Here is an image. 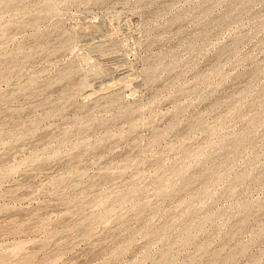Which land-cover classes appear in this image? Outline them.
<instances>
[{
    "label": "rangeland",
    "instance_id": "rangeland-1",
    "mask_svg": "<svg viewBox=\"0 0 264 264\" xmlns=\"http://www.w3.org/2000/svg\"><path fill=\"white\" fill-rule=\"evenodd\" d=\"M0 72V264H264V0H0Z\"/></svg>",
    "mask_w": 264,
    "mask_h": 264
},
{
    "label": "bare ground",
    "instance_id": "bare-ground-1",
    "mask_svg": "<svg viewBox=\"0 0 264 264\" xmlns=\"http://www.w3.org/2000/svg\"><path fill=\"white\" fill-rule=\"evenodd\" d=\"M11 1H12V0H11ZM149 2H150V1H149ZM12 3H13V2H12ZM14 3H15V2H14ZM44 5H45V4H44ZM226 16H227V15H226ZM223 17H224V16H223ZM227 17H228V16H227ZM225 18H226V17H225ZM225 18H224V19H225ZM226 19H227V18H226ZM226 19H225V20H226ZM173 64H174V63H173ZM157 65H158V64H157ZM172 66H173V65H172ZM153 68H154V66H153ZM153 68H151V69H152V70L157 69V68H154V69H153ZM151 69H150V70H151ZM152 70H151V71H152ZM152 72H153V71H152ZM0 73H1V72H0ZM65 73H66V72H65ZM70 73H71V71H70ZM70 73H69V74H70ZM147 73H148L147 76L149 75V73H150V76H151V74H152L150 71L147 72ZM154 73H155V71H154ZM1 74H2L3 77L5 76V74H3V73H1ZM1 74H0V75H1ZM63 75H65V74H63ZM66 76H67V75H65V77H66ZM63 77H64V76H63ZM1 78H2V77H1ZM81 79H82V77H81ZM86 82H89V81H86V76H85V77L83 78V80H80L79 85H80V86H85V85H87ZM76 83H78V82H76ZM89 84H90V83H89ZM77 85H78V84H77ZM77 88H79V87L77 86ZM77 88H76V89H77ZM83 89H85V88L83 87ZM70 90H71V89H70ZM77 90H78V89H77ZM77 90H76V91H77ZM81 90H82V89H81ZM76 91H75V92H76ZM78 91H79V90H78ZM72 92H73V91H72ZM253 102H254V101H253ZM255 102H256V101H255ZM251 103H252V102H251ZM251 103H250V105H251ZM250 105H248V106H250ZM253 105H254V104H253ZM253 105H252V106H253ZM257 105H258V104H257ZM253 107H254V106H253ZM179 111H180V110H179ZM179 111H177V112H179ZM180 112H181V111H180ZM177 114H178V113H177ZM178 116H179V115H178ZM220 119H221V118H220ZM125 120H126V119H125ZM128 120H129V119H128ZM198 121H199V120H198ZM201 121H202V119H201ZM221 121H222V120H221ZM221 121H220V122H221ZM220 122H218V123H220ZM256 122H257V121H256ZM200 123H201V122H200ZM200 123H199V128L201 127ZM204 123H205V122H204ZM204 123H203V121H202V125H203ZM218 123H216V124H217V125H220V124H218ZM209 124H210V122H209ZM255 124H256V123H255ZM195 125H196V124H195ZM195 125H194V127H193L192 129L195 128ZM197 125H198V122H197ZM204 125H206V124H204ZM211 125H212V124H211ZM211 125H210V126H211ZM217 125H216V126H217ZM206 126H207V125H206ZM206 126H205V127H206ZM210 126H209V128H210ZM189 127H190V126H189ZM196 127H197V126H196ZM190 128H191V127H190ZM209 128L207 127V130H208ZM211 128L213 129L212 126H211ZM211 128H210V129H211ZM214 128H215V127H214ZM167 129H168V128H167ZM197 129H198V128H197ZM200 129H201V128H200ZM212 129H211L210 131H212ZM189 130H190V129H189ZM213 130H215V132L212 131V133H217V132H216V128L213 129ZM244 131H245V130H244ZM244 131H243V132H244ZM207 132H208V131H206V133H207ZM246 132L248 133V131H246ZM246 132H245V133H246ZM251 132H252V130L250 131V133H248L249 136L251 135ZM159 133H160V132H159ZM212 133H211V134H212ZM240 133H241V132H240ZM247 133H246V134H247ZM207 134H208V133H207ZM209 134H210V133H209ZM241 134H243V133H241ZM241 134H240V135H241ZM157 135H158V134H157ZM157 135H156L155 137H157ZM165 135H166V134H165ZM243 135H245V134H243ZM243 135H242L241 137H237V138L235 139V142H234V143H235V147L233 146V147L235 148V150H236V149H237V150L241 149V153L243 152L242 148H243V147L245 148V146L248 147V145H246V144H249V142L251 141L250 138H249L250 141L248 142V141H247V138H245ZM234 136H235V135H234ZM238 136H239V134H238ZM1 137H2V136H1ZM158 137H161V136L158 135ZM227 138H228V137H226V141H227L228 143H230V141H231V140L233 141V139H234L235 137L233 138V136H232L233 139L231 138L230 141H228ZM158 139H159V138H158ZM155 141H158V140L155 139L154 142H155ZM222 141H223V140H222ZM222 141H221V143H222ZM224 141H225V140H224ZM224 141H223V142H224ZM152 142H153V141H152ZM247 142H248V143H247ZM252 142H253V141H252ZM221 143L219 142V143H218V146H219V144H221ZM234 143H233V144H234ZM225 144H227V143H225ZM225 144H224V145H225ZM250 144H251V142H250ZM251 145H252V144H251ZM251 145H250V146H251ZM222 146H223V145H222ZM231 146H232V144H231ZM231 146H228V145H227L228 150L231 149V148H230ZM219 147H220V146H219ZM219 147H217V148H219ZM233 147H232V149H231L232 151L234 150ZM247 147H246V148H247ZM222 148H225V147H222ZM248 148H249V147H248ZM187 149H188V148H187ZM225 149H226V148H225ZM225 149H224V150H225ZM218 150H219V149H218ZM220 150H221V147H220ZM224 150H222V152H224V154H225V151H224ZM237 150H236V151H237ZM190 151H191V150H190ZM236 151H235V152H236ZM245 151H246V150H245ZM247 151H248V150H247ZM184 152H185V151H184ZM188 152H189V151H188ZM188 152H186V154H187ZM239 152H240V150H239ZM190 153H191V152H190ZM220 153H221V151H220ZM228 153H230V152L228 151ZM232 153H234V152H232ZM243 153H244V152H243ZM235 154H236V153H235ZM235 154H233V155H235ZM188 155H189V154H188ZM192 155H193V152H192ZM221 155H222V154H221ZM225 155H226V154H225ZM230 155H231V154H230ZM230 155L227 154V156H228L227 158L224 157V156H223V157L226 158V159H229V158H230V157H229ZM236 155H237V154H236ZM238 155H239V154H238ZM190 156H191V155H190ZM187 157H188V156H187ZM219 157H221V156H219ZM234 158H235V156H234ZM236 158H238V157H236ZM253 158H254V157H253ZM253 158H252V159H253ZM221 159H222V158H221ZM226 159H224V160H226ZM256 159H257V158H256ZM209 160H210V159H208V163H209ZM216 160H218V158H217ZM219 160H220V158H219ZM224 160H222V162H223ZM230 160H231V158L229 159V161H230ZM234 160H235V159H234ZM212 161H213V160H212ZM214 161H215V160H214ZM226 161H227V160H226ZM226 161H224V162H226ZM229 161H227V162H229ZM65 162H66V161H65ZM204 162H205V161H204ZM215 162H216V161H215ZM217 162H219V161H217ZM217 162H216V163H217ZM230 162H233V160L230 161ZM230 162H229V163H230ZM254 162H255V160L253 161V163H254ZM70 163H71V161H70ZM216 163H215V164H216ZM67 164H68V163H67ZM211 164H214V163L212 162ZM223 164H224V163H223ZM65 165H66V164H65ZM216 165H217V164H216ZM219 165H221V167H222V164H220V163H218V166H217V167H219ZM212 166H215V165H212ZM212 166H211V167H212ZM252 166H253V165H252ZM181 167H182V166H181ZM211 167H209V168H211ZM217 167H216V168H217ZM221 167H219V168H217V169L220 170ZM214 169H215V167H214ZM217 169H215V170H217ZM221 169H222V168H221ZM247 169H248V168H247ZM247 169H246L245 171H247ZM166 170H167V169H166ZM111 171H112V170H111ZM203 171H204V170H203ZM104 172H105V171H104ZM214 172H215V171H214ZM218 172H219V171H218ZM218 172H216L217 175L219 174ZM243 172H244V171H243ZM248 172H249V170H248ZM250 172H251V171H250ZM107 173H108V172H107ZM174 173H175V172H174ZM206 173H207V171H206ZM251 173H252V172H251ZM109 174H110V172H109ZM187 174H188V173H187ZM204 174H205V173H204ZM220 174H222V172H221ZM220 174H219V175H220ZM239 174H240V173H239ZM239 174H238V175H239ZM107 175H108V174H107ZM107 175L104 174L103 177H105V179H106ZM139 175H140V174H139ZM166 175H167V174H166ZM166 175H164V176H166ZM173 175H174V174H173ZM211 175H212V174H211ZM217 175H215V176H217ZM244 175H245V174H244ZM137 176H138V175H137ZM168 176H169V175H168ZM168 176H167V179H168ZM201 176H202V175H201ZM203 176H204V175H203ZM205 176H206V174H205ZM220 176H224V175H220ZM220 176H219V178H220ZM235 176H236V175H235ZM103 177H102V178H103ZM109 177H111V176H109ZM170 177H171V175H170ZM197 177H198V176H197ZM249 177H250V175H249ZM249 177L247 176L248 179H249ZM252 177H253V176H252ZM102 178H101V179H102ZM138 178H139V176H138ZM164 178L166 179V177H164ZM199 178H200V177H199ZM201 178H202V177H201ZM201 178H200V179H201ZM238 178L241 179L243 182H244V180H245V177H242V174H241V178H240V176H239ZM243 178H244V179H243ZM250 178H251V177H250ZM92 179H93V178H92ZM105 179H104V181H105ZM165 179H164V180H165ZM206 179H207V178H206ZM206 179H205V180H206ZM211 179H212V178H211ZM213 179H214V178H213ZM215 179H216V178H215ZM223 179H224V178H223ZM236 179H237V176H236ZM236 179H235L234 182H236ZM248 179H247V180H248ZM94 180H95V179H94ZM169 180H171V178H170ZM169 180H168V181H169ZM202 180H203V179H202ZM249 180H250V179H249ZM249 180H248V181H249ZM252 180H253V179H252ZM136 181H137V180H135V182H136ZM161 181H162V180H161ZM166 181H167V180H166ZM191 181H192V180H191ZM208 181H209V179H208ZM228 181H229V180H228ZM239 181H240V180H239ZM239 181H238V182H239ZM131 182H133V181H131ZM187 182H188V181H187ZM137 183H138V182H137ZM137 183H135V186H136V188L138 189V187H137ZM166 183H169V184L171 185V181L166 182ZM188 183H189V182H188ZM208 183H209V182H208ZM229 183H230V182H229ZM229 183H228V184H229ZM130 184H131V183H129V185H130ZM152 184H153V183H152ZM189 184H190V183H189ZM228 184H227V185H228ZM231 184H233V183L231 182L229 186H231ZM237 184H238V183H237ZM240 184H241V183H240ZM170 185H169L168 187H170ZM185 185L188 186V184H186V181H185ZM238 185H239V184H238ZM241 185H242V184H241ZM130 186H131V185H130ZM132 186H133V185H132ZM139 186H141V184H140ZM153 186H154V185H153ZM166 186H167V185H166ZM172 186H173V185H172ZM183 186H184V185H183ZM191 186H192V185H191ZM229 186H228V187H229ZM233 186H234V185L231 186L232 189H234ZM133 187H134V186H133ZM163 187H165V186H163ZM168 187H166V188H168ZM185 187H186V186H185ZM231 187H229V188L231 189ZM128 188H129V189H127L126 191L130 190V188H132V187H128ZM139 188H140V187H139ZM141 188H142V187H141ZM155 188H158V187L155 186ZM159 188H160V187H159ZM159 188H158V190H159ZM246 188H247V187H246ZM147 189H148V188H147ZM147 189H146V190H147ZM149 189H150V188H149ZM161 189H162V188H161ZM164 189H165V188H163V190H164ZM185 189H188V188H185ZM131 190H132V189H131ZM140 190H141V189H140ZM154 190H155V189H154ZM158 190H157V191H158ZM163 190H162V192H163ZM168 190H170V189L168 188ZM168 190H167V191H168ZM171 190H172V188H171ZM171 190H170L169 193L173 192V191H171ZM182 190H183V189H181L180 191H182ZM126 191H125V192H126ZM135 191L137 192V190H135ZM157 191H156V193L158 194ZM165 191H166V190H164L163 193H162L161 191H159V192H160L159 195H160L161 193H162L163 195H165V194H164V193H166ZM184 191H185V190H184ZM188 191H189V190H187V192H188ZM209 191H210V190H209ZM142 192H145V191L142 190V191L139 193V196H140V194H142ZM182 192H183V191H182ZM205 192H206V191H205ZM205 192H204V193H205ZM123 193H124V192H123ZM129 193H130V191H129ZM147 193H148V192H147ZM147 193H145V195H147ZM152 193H153V192H152ZM156 193H155V194H156ZM185 193H186V191H185ZM207 193H208V192H207ZM124 194H125V193H124ZM124 194H123V195H124ZM130 194H131V196H132L133 193H130ZM181 194H182V193H181ZM189 194H190V195H194V194H191V191L189 192ZM201 194H202V193H201ZM143 195H144V193L142 194V197H143ZM145 195H144V197H145ZM168 195H169V194H168ZM168 195L166 194L167 197H169L171 194H170L169 196H168ZM183 195H184V194H183ZM190 195H189V196H190ZM196 195H197V199H198V194H196ZM202 195H203V194H202ZM121 196H122V195H121ZM125 196H127V194H125L124 197H125ZM129 196H130V195H129ZM133 196H135V195H133ZM136 196H137V194H136ZM151 196H153V195L151 194ZM166 196H165V198H166ZM187 196H188V195H187ZM204 196H205V194H204ZM204 196H203V197H204ZM146 197H147V196H146ZM157 197H158V196H157ZM159 197H160V196H159ZM192 197H194V196H192ZM121 198H122V197H121ZM125 198H127V197H125ZM137 198H140V197H137ZM148 198H149V197H148ZM162 198H163V197H162ZM165 198H164V199H165ZM189 198H190V197H189ZM199 198H200V196H199ZM113 199H114V198H113ZM113 199H112V201H113ZM143 199H144V198H143ZM160 199H161V198H160ZM193 199H194V198H193ZM201 199H202V196H201ZM110 200H111V199H110ZM110 200H109V201H110ZM145 200H146V198H145ZM191 200H192V199H191ZM202 200H203V199H202ZM202 200H201V201H202ZM106 201L108 202L107 199H106ZM106 201H104V202H106ZM123 201H125V200H123ZM126 201H127V200H126ZM185 201H186V200H185ZM194 201H195V200H194ZM196 201H197V200H196ZM198 201H200V200H198ZM205 201H206V196H205ZM205 201H204V202H205ZM107 202H106V203H107ZM116 202H117V204H118L119 201H118V200H115V203H116ZM106 203H105V204H106ZM108 203H109V202H108ZM186 203H187V202H186ZM189 203H190V201H189ZM109 204H111V203H109ZM136 204L138 205V203H136ZM141 204H142V202L140 203V205H141ZM144 204L147 205V202H145ZM183 204H184V203H183ZM191 204H192V203H191ZM195 204H196V202H193V205H192V206L194 207V206H196L198 203H197L196 205H195ZM113 205H114V204H112V207H113ZM137 205H135V206H137ZM148 205H149V204H148ZM148 205H147V206H148ZM185 205H186V204H185ZM187 205L189 206V204H187ZM187 205L184 206V207H187ZM201 205H202V204H201ZM116 206H117V205H116ZM116 206H115V207H116ZM141 206H143V205H141ZM141 206H139V207H141ZM192 206H191V207H192ZM198 206H199V204H198ZM247 206L250 208L249 205H247ZM252 206H253V205H252ZM107 207H108V206H107ZM107 207H106V208H107ZM115 207H114V209H115ZM189 207H190V206H189ZM191 207H190V210H191ZM200 207H201V206H200ZM200 207H198V209H199ZM248 207H247V208H248ZM178 208H180V206H179ZM249 208H248V209H249ZM110 209H111V208H110ZM112 209H113V208H112ZM112 209H111V210H112ZM152 209H153V208H152ZM184 209H185V208H184ZM184 209L181 208L179 211L182 212L181 210H184ZM192 209H193V208H192ZM244 209H245V208H244ZM108 210H109V209H108ZM132 210H133V209H132ZM135 210H137V207L135 208ZM135 210H134V212H135ZM138 210H139L138 212L136 211L137 213H139V212H140L141 210H143V209H142V207H141V209L139 208ZM144 210H146V209H144ZM185 210H186V209H185ZM250 211H251V208H250ZM250 211H249V212H250ZM109 212H110V211H109ZM134 212H132L133 215H134ZM141 212H143V211H141ZM180 212L178 213L179 215H180ZM186 212H187V211H186ZM247 212H248V210H247ZM100 213H101V212H100ZM102 213H103V212H102ZM102 213H101V215H103ZM106 213H107V212H106ZM187 213H188V212H187ZM187 213H186V214H187ZM215 213H216V212H215ZM223 213H224V212H223ZM141 214H142V213H141ZM188 214H189V213H188ZM101 215L97 216V218L99 219ZM138 215H140V214H138ZM138 215H137V216H138ZM142 215H143V214H142ZM142 215H141V216H142ZM207 215H208V214H207ZM207 215H206V216H207ZM214 215H215V214H214ZM216 215H217V214H216ZM246 215H248V214H246ZM168 216H169V215H168ZM168 216H167V217H168ZM101 217H102V216H101ZM134 217H135V216H134ZM218 217H219V216H218ZM239 217L241 218V216H239ZM173 218H174V217H173ZM204 218H205V217H204ZM244 218H245V217H243L242 221L244 220ZM137 219H138V218H137ZM165 219H166V218H165ZM169 219H170V216H169ZM169 219H168V220H169ZM245 219H247V218H245ZM91 220H92V219H91ZM127 220H128V219H127ZM240 220H241V219H239V221H240ZM99 221H100V219H99ZM166 221H167V220H166ZM169 221H170L169 223H171V219H170ZM203 221H204V220H203ZM245 221H246V220H245ZM245 221H244V222H245ZM95 222H96V221H95ZM95 222H94V223H95ZM145 222H147V220H145ZM145 222L142 221V223H145ZM172 222H173V221H172ZM244 222H242V224H243ZM92 223H93V221L91 222V224H92ZM139 223H140V222H139ZM239 223H240V222H239ZM239 223H238V224H239ZM240 224H241V223H240ZM83 225H84V224H83ZM143 225H144V224H143ZM88 226H89V225H88ZM145 226H146V223H145ZM165 226H166V225H165ZM79 227H81V226H79ZM79 227H78L77 229H79ZM146 227H147V226H146ZM161 227L163 228L164 226L161 225L159 228H161ZM168 227H169V226H168ZM196 227H197V226H195L194 228H192V227H191V228H192L193 230H195V229H197ZM85 228H86V227H85ZM137 228H139V227H137ZM165 228H166V227H165ZM168 229H169V228H168ZM154 230H155V229H154ZM165 230H166V229H165ZM188 230L190 231L191 229H188ZM155 231H156V230H155ZM155 231H154V232H155ZM166 231H167V230H166ZM184 231L186 232V231H187V228H186V230H184ZM189 231H188V232H189ZM195 231H196V230H195ZM234 231H235V230H233V232H234ZM263 231H264V230H263ZM159 232H161V231L158 229V233H159ZM162 232H163V231H162ZM191 232H192V231H191ZM193 232H194V231H193ZM193 232H192V233H193ZM150 233H151V232H150ZM229 233H230V232H229ZM262 233H263V232H262ZM262 233H261V234H262ZM160 234H161V233H160ZM162 234H163V233H162ZM162 234H161V235H162ZM185 234L188 235V233H185ZM195 234H196V233H194V235H195ZM231 234H232V233H231ZM231 234H230V235H231ZM261 234H260V235H261ZM194 235H193V236H194ZM151 236H153V235H151ZM156 236H157V234H156ZM156 236H155V237H156ZM158 236H159V235H158ZM190 236H191V235H190ZM190 236H188V237L186 236V238H189ZM153 237H154V236H153ZM153 237H152V238H153ZM155 237H154V238H155ZM154 238H153V239H154ZM256 238H257V237H256ZM182 239H185V238L182 237ZM182 239L180 240V242L182 241ZM189 240L192 241L191 239H189ZM185 241H186V239H185ZM185 241H184V242H185ZM190 241H187V242H190ZM254 241H255V240H254ZM182 242H183V241H182ZM182 242H181V243H182ZM181 245H184V244H181ZM170 249H171V248H170ZM167 250H168V249H167ZM122 251H123V250H122ZM163 251L166 252V249L163 250ZM215 252H217V251H215ZM259 252H260V251H259ZM117 253H118V252H117ZM218 253H219V252H218ZM115 254H116V253H115ZM161 254H162V252H161ZM161 254H160V255H161ZM166 254H167V253H166ZM214 254H215L216 257L219 255V254L217 255L216 253H214ZM169 255H170V254H169ZM166 256H167V255H166ZM211 256H212V255H211ZM215 256H214V257L212 256V257H213V258H212V261H213V259L215 258ZM161 257L163 258V256H161ZM162 258H160V259H162ZM167 258H169V257H167ZM95 259H96V258H95ZM109 259H110V258H109ZM169 259H170V258H169ZM215 259H216V258H215ZM163 260H164V258H163ZM157 261H158V260H157ZM164 261H165V260H164ZM209 262H210V260H209Z\"/></svg>",
    "mask_w": 264,
    "mask_h": 264
}]
</instances>
